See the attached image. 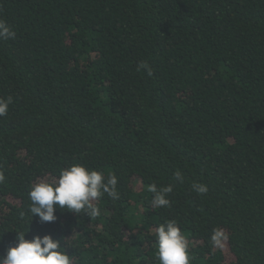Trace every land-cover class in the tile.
I'll return each instance as SVG.
<instances>
[{
	"label": "trees",
	"instance_id": "1",
	"mask_svg": "<svg viewBox=\"0 0 264 264\" xmlns=\"http://www.w3.org/2000/svg\"><path fill=\"white\" fill-rule=\"evenodd\" d=\"M0 21V258L24 232L74 264H160L175 220L189 264H264V0H0ZM71 164L114 172L120 199L32 217L31 187Z\"/></svg>",
	"mask_w": 264,
	"mask_h": 264
},
{
	"label": "clouds",
	"instance_id": "2",
	"mask_svg": "<svg viewBox=\"0 0 264 264\" xmlns=\"http://www.w3.org/2000/svg\"><path fill=\"white\" fill-rule=\"evenodd\" d=\"M15 37L10 27L0 21V38L10 39ZM147 69L149 76L151 69L146 62H140L137 70ZM12 98H0V116L8 113ZM175 178L183 182L180 171L175 172ZM5 176L0 171V183ZM118 177L114 172L105 175L103 170L91 169L83 164H71L60 170L59 175L51 181L41 180L35 183L28 195L31 201L29 211L38 215L42 222H53L57 207L75 213H84L90 218L101 215L100 208L94 201L107 195L111 200L120 199L117 189ZM192 189L197 194H206L208 187L203 183H194ZM148 191L153 193L152 204L155 207L170 206L167 194L172 191L171 186L157 189L155 184L148 186ZM23 215V213L21 214ZM17 244L7 250L6 256L0 258V264H74V257L68 255L60 242L50 235L42 238L37 236L32 240L25 239L24 232H17ZM227 240L225 232L216 228L211 235L214 247L223 248ZM157 258L160 264H189V245L185 234L175 220H168L156 229Z\"/></svg>",
	"mask_w": 264,
	"mask_h": 264
}]
</instances>
